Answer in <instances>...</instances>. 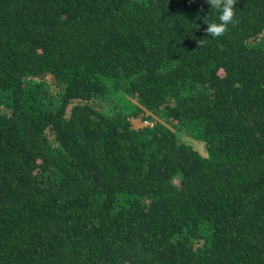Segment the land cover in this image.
I'll return each instance as SVG.
<instances>
[{
  "label": "trees",
  "instance_id": "trees-1",
  "mask_svg": "<svg viewBox=\"0 0 264 264\" xmlns=\"http://www.w3.org/2000/svg\"><path fill=\"white\" fill-rule=\"evenodd\" d=\"M233 5L212 38L205 0H0V264H264V0Z\"/></svg>",
  "mask_w": 264,
  "mask_h": 264
},
{
  "label": "clouds",
  "instance_id": "clouds-1",
  "mask_svg": "<svg viewBox=\"0 0 264 264\" xmlns=\"http://www.w3.org/2000/svg\"><path fill=\"white\" fill-rule=\"evenodd\" d=\"M205 2L211 8L217 10L216 20H210L209 18L204 20V23L207 25L206 32L212 38L222 36L227 25L234 23L233 0H205Z\"/></svg>",
  "mask_w": 264,
  "mask_h": 264
},
{
  "label": "rangeland",
  "instance_id": "rangeland-1",
  "mask_svg": "<svg viewBox=\"0 0 264 264\" xmlns=\"http://www.w3.org/2000/svg\"><path fill=\"white\" fill-rule=\"evenodd\" d=\"M260 40L261 41H264V36H262L261 38H260ZM112 106H111V104L110 103H102L101 105H100V108H101V110H103V111H105V112H107V111H109L110 110V108H111ZM99 108V107H98ZM149 115V114H148ZM142 119V120H141ZM132 123H133V127L135 128V129H140V130H142L143 128H145V127H149V128H153L154 126H155V121L153 122V120H144L143 118H138V119H133L132 120ZM147 123H150V124H153V126H151V125H148ZM179 139H180V142H182V143H185V144H189V145H191L194 149H196V150H199V151H202L203 152V154H204V156H209L208 154H206V152H204V150H203V148H202V146L199 144V143H196L195 141H191L190 140V138L189 137H187L186 135H184V134H180L179 135Z\"/></svg>",
  "mask_w": 264,
  "mask_h": 264
},
{
  "label": "built area",
  "instance_id": "built-area-1",
  "mask_svg": "<svg viewBox=\"0 0 264 264\" xmlns=\"http://www.w3.org/2000/svg\"><path fill=\"white\" fill-rule=\"evenodd\" d=\"M147 124L153 126V124H150V123H147Z\"/></svg>",
  "mask_w": 264,
  "mask_h": 264
},
{
  "label": "crops",
  "instance_id": "crops-1",
  "mask_svg": "<svg viewBox=\"0 0 264 264\" xmlns=\"http://www.w3.org/2000/svg\"><path fill=\"white\" fill-rule=\"evenodd\" d=\"M142 120V119H141ZM134 126V125H133Z\"/></svg>",
  "mask_w": 264,
  "mask_h": 264
}]
</instances>
